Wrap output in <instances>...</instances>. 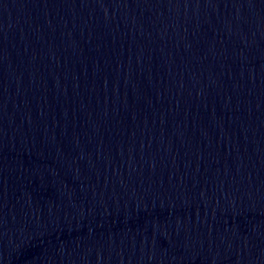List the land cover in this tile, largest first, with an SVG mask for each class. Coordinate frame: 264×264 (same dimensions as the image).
I'll return each instance as SVG.
<instances>
[{
    "label": "water",
    "instance_id": "1",
    "mask_svg": "<svg viewBox=\"0 0 264 264\" xmlns=\"http://www.w3.org/2000/svg\"><path fill=\"white\" fill-rule=\"evenodd\" d=\"M0 264H264V0H0Z\"/></svg>",
    "mask_w": 264,
    "mask_h": 264
}]
</instances>
